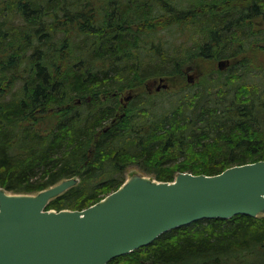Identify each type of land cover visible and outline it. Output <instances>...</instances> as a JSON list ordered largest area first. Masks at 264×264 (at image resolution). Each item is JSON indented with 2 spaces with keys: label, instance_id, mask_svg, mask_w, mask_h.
<instances>
[{
  "label": "trees",
  "instance_id": "16d2710c",
  "mask_svg": "<svg viewBox=\"0 0 264 264\" xmlns=\"http://www.w3.org/2000/svg\"><path fill=\"white\" fill-rule=\"evenodd\" d=\"M262 15L264 0H0V187L78 177L47 209H83L133 164L171 181L264 159V87L214 66L184 79L198 59L238 54ZM187 29L201 41L178 42ZM171 75L179 88L121 102ZM109 264H264V215L201 219Z\"/></svg>",
  "mask_w": 264,
  "mask_h": 264
},
{
  "label": "water",
  "instance_id": "95a60500",
  "mask_svg": "<svg viewBox=\"0 0 264 264\" xmlns=\"http://www.w3.org/2000/svg\"><path fill=\"white\" fill-rule=\"evenodd\" d=\"M229 63L221 59L219 68ZM166 79L157 91L169 86ZM78 182L66 178L35 193L0 187V264H109L201 219L264 215V159L215 174L180 171L171 181L133 172L86 208L47 209Z\"/></svg>",
  "mask_w": 264,
  "mask_h": 264
},
{
  "label": "rangeland",
  "instance_id": "374dc122",
  "mask_svg": "<svg viewBox=\"0 0 264 264\" xmlns=\"http://www.w3.org/2000/svg\"><path fill=\"white\" fill-rule=\"evenodd\" d=\"M253 29V36L254 38L251 39L250 41L247 39L246 42L244 43V48L241 47L238 54L236 53L235 55H233L231 58H226L229 59L230 63L225 66L223 68V70H225V74L223 77H225V75L229 74V72L231 73H237L241 74L242 72H245V79L248 81H254L259 83L261 86L264 87V69H261V67L264 68V15H262L261 17H255L253 19V24L251 26ZM192 32V31H191ZM18 35H20V33L17 32ZM190 32L189 30H184L181 35H177V41L181 42L183 40H188L186 44L189 43H193V42H200L201 39L203 38V34L202 33H197V32H192V35H189ZM176 41V42H177ZM253 42H255V44H253ZM257 45V50H251L250 47H248L250 44ZM237 49V47H235ZM238 50V49H237ZM244 58H246L245 63H240V61H242ZM196 65L191 66V69L186 71L185 74V81L186 83H194L193 81L189 80V76L193 75L194 77V81L196 80V82L200 81L202 79V76L205 75L209 70V68H211V66H214V68H219V59L215 60L214 62L210 63L208 60H202V59H198V61L195 63ZM244 64H246V66L248 67V69H244L243 66ZM259 68V69H258ZM218 70V69H217ZM167 76V75H165ZM166 82L168 83V88L169 90H173L176 88H179V83L183 81V79L181 77H178L177 75H171L168 77H165ZM236 83L242 81L240 80L238 77L233 78L232 81H234ZM19 82V81H18ZM149 83L150 85V90L152 92H154L157 88V86L160 84V77H154L149 79L147 82H145V84L143 86H141L140 88H134L132 89H126L124 91H122L119 95L120 100L122 103L126 104L128 102V100H126V96L128 94L132 93H136L139 92L141 90H143L144 88L147 89V84ZM143 170V169H142ZM139 167V165L137 164H133L130 165L127 169V174L131 175L133 172H140L143 173L144 171H142ZM146 173V172H144ZM148 174V173H147ZM154 177L153 174H148Z\"/></svg>",
  "mask_w": 264,
  "mask_h": 264
},
{
  "label": "bare ground",
  "instance_id": "6f19581e",
  "mask_svg": "<svg viewBox=\"0 0 264 264\" xmlns=\"http://www.w3.org/2000/svg\"><path fill=\"white\" fill-rule=\"evenodd\" d=\"M14 46V45H13ZM18 51V50H17Z\"/></svg>",
  "mask_w": 264,
  "mask_h": 264
},
{
  "label": "flooded vegetation",
  "instance_id": "af4514ba",
  "mask_svg": "<svg viewBox=\"0 0 264 264\" xmlns=\"http://www.w3.org/2000/svg\"><path fill=\"white\" fill-rule=\"evenodd\" d=\"M190 70V69H189Z\"/></svg>",
  "mask_w": 264,
  "mask_h": 264
}]
</instances>
